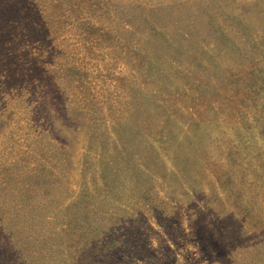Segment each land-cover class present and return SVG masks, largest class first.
Segmentation results:
<instances>
[{
    "label": "rangeland",
    "instance_id": "rangeland-1",
    "mask_svg": "<svg viewBox=\"0 0 264 264\" xmlns=\"http://www.w3.org/2000/svg\"><path fill=\"white\" fill-rule=\"evenodd\" d=\"M0 264H264V0H0Z\"/></svg>",
    "mask_w": 264,
    "mask_h": 264
}]
</instances>
